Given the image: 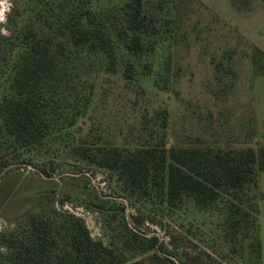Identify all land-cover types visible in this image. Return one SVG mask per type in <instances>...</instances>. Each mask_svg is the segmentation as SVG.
Segmentation results:
<instances>
[{"label":"trees","instance_id":"16d2710c","mask_svg":"<svg viewBox=\"0 0 264 264\" xmlns=\"http://www.w3.org/2000/svg\"><path fill=\"white\" fill-rule=\"evenodd\" d=\"M185 1L175 0L176 12ZM149 13L145 0H126L105 14L96 0H29V7L16 15L18 28L0 35V176L12 165L31 164L42 152L54 154L56 144L74 142L80 159L108 171L135 205L153 201L178 212L191 202L226 209L232 233L248 235L254 228L263 264L264 146H252L251 137L249 146L240 149L218 141L171 143V97L150 118L142 114L139 137L130 148L99 133L104 120L94 116L100 109L95 105L97 80L117 77L128 87L139 84L152 70L148 56L156 51L161 30L171 27L168 21L157 27ZM175 83L163 81L157 87L169 91ZM103 94L102 103L108 98ZM120 135L127 140L123 131ZM54 170L51 163L42 172L50 176ZM120 210L124 215V203ZM141 216V211L133 216L134 227L125 222L121 242L106 243L92 236L82 217L31 213L18 233L0 239V246L10 250L0 255V264H178L181 234L161 227L168 238L165 247L156 233L139 231Z\"/></svg>","mask_w":264,"mask_h":264},{"label":"rangeland","instance_id":"374dc122","mask_svg":"<svg viewBox=\"0 0 264 264\" xmlns=\"http://www.w3.org/2000/svg\"><path fill=\"white\" fill-rule=\"evenodd\" d=\"M96 1L98 10L105 14L126 0ZM145 2L149 21L157 27L168 21L171 27L161 30L156 51L148 56L152 70L139 84L128 87L117 77L97 80L95 105L100 109L94 116L104 120L99 133L107 134L116 146L130 148L139 137L142 114L148 112L150 118L171 97L167 128L171 143L181 146L198 140L205 144L218 141L221 146L240 149L249 146L251 137L252 146H264V4L260 0H187L178 13L175 0ZM9 3L7 23L0 28L12 34L18 28L16 15L29 7V0ZM163 81L176 83L169 91H161L157 83ZM103 93L108 95L104 103ZM134 100H138L136 107L131 105ZM73 143L56 144L54 154L42 152L31 164H15L1 174V240L18 233L29 214L45 211L82 217L94 238L121 242L125 222L134 227L133 216L141 211L139 231L156 233L165 247L168 238L161 227L170 226L181 234L178 264H262L254 228L248 235L244 231L232 233L226 209L203 208L191 202L178 212L153 201L135 205L123 196L108 171L82 161ZM51 163L55 170L47 176L42 169ZM260 188L264 192V175ZM123 203L124 215L120 210ZM261 239L264 264V201ZM9 252L0 246V255Z\"/></svg>","mask_w":264,"mask_h":264},{"label":"clouds","instance_id":"9594fccd","mask_svg":"<svg viewBox=\"0 0 264 264\" xmlns=\"http://www.w3.org/2000/svg\"><path fill=\"white\" fill-rule=\"evenodd\" d=\"M12 5L9 3V0H0V24L7 23V16L6 14L10 11ZM0 34L5 36L10 35L5 29L0 28Z\"/></svg>","mask_w":264,"mask_h":264},{"label":"crops","instance_id":"0c3cea01","mask_svg":"<svg viewBox=\"0 0 264 264\" xmlns=\"http://www.w3.org/2000/svg\"><path fill=\"white\" fill-rule=\"evenodd\" d=\"M264 175V174H263ZM261 189V188H260ZM262 191V190H261ZM262 193H264L263 191H262Z\"/></svg>","mask_w":264,"mask_h":264}]
</instances>
